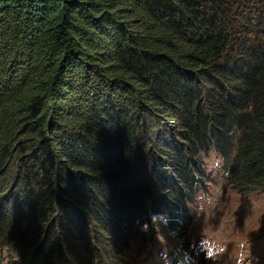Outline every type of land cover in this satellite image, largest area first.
<instances>
[{"label": "trees", "instance_id": "obj_1", "mask_svg": "<svg viewBox=\"0 0 264 264\" xmlns=\"http://www.w3.org/2000/svg\"><path fill=\"white\" fill-rule=\"evenodd\" d=\"M213 146L264 190V0H0V264H124L161 214L188 247Z\"/></svg>", "mask_w": 264, "mask_h": 264}, {"label": "rangeland", "instance_id": "obj_2", "mask_svg": "<svg viewBox=\"0 0 264 264\" xmlns=\"http://www.w3.org/2000/svg\"><path fill=\"white\" fill-rule=\"evenodd\" d=\"M232 18L234 21L235 17ZM239 28L243 40L245 31L240 25ZM206 170L210 177L207 190H199L197 194V199L205 206L201 217L200 204L191 205L193 221L189 232L193 241L199 249L203 247L207 255L215 253L213 264H256L255 260L264 263V190L239 193L227 179H221L219 172L213 175L207 166ZM10 195L13 210L19 202L14 194ZM146 240L134 242L124 258L132 264H168L166 260L161 261L166 258L164 254L169 256L177 251L178 242L164 226L158 227L153 238ZM174 243L175 246H169ZM7 252L0 245V254Z\"/></svg>", "mask_w": 264, "mask_h": 264}, {"label": "clouds", "instance_id": "obj_3", "mask_svg": "<svg viewBox=\"0 0 264 264\" xmlns=\"http://www.w3.org/2000/svg\"><path fill=\"white\" fill-rule=\"evenodd\" d=\"M241 11H242V9L239 10V12H241ZM237 20L242 21L239 24L242 27H243V23L248 22L247 21L248 19L246 20V19L242 18L241 16H240V18L238 17ZM236 30L240 31L241 29L238 26L236 28ZM238 31H237V33H238ZM244 31H245V33H244L243 41L246 40V36H247L248 40L253 42L256 40V36L258 37L259 34L262 35V31H259L257 29V24H256L254 19H253L252 25L250 27L244 26ZM238 36L240 37L239 33H238ZM222 54L224 55L225 52L222 51ZM233 151H234V149H233ZM232 154H233V152L231 153V156H232ZM228 161H229V159L214 146L210 147L206 152H203V154H202V162H200V167L202 169L203 174L206 175V179H202V185L198 184L201 180L197 183L193 200L187 199L185 201V204H186L187 210H188V214H187L188 216L184 222L180 221V223H183L185 225V228L189 234L190 240H189L188 247L182 246L180 244L179 239L167 228V223H166L167 217L164 214H161L160 217L157 219L158 226L156 227V229L158 227L164 226L165 230L174 239H176V241L178 242L177 251H175V253H173V254H170L169 256L167 253H165L164 255L166 256V258L164 260H161V261L166 260L168 264H201V259L204 258L205 260L211 262V264H213L215 262L216 258L213 257L215 255V253H214V255H212V254L207 255L205 253V249L203 247H201V249H199L197 244H195V242L193 241V236L189 232V226L192 224V221H193V215L191 213V205L193 203L200 204L201 210H200L199 217H201L203 214L202 211H204L205 206H204L203 201L197 199V194H198L199 190L205 191V192L207 190V182L210 180V177L207 174L206 166H207L209 172H211L213 175H216L219 172L221 179L224 178V179L228 180V178H227V176H228L227 174H228V170H229V166L227 165ZM156 229H155V232H156ZM160 230H161V228H160ZM155 232L152 234L151 237L145 236L144 238H139L136 241H138V240L147 241L146 240L147 238L152 239ZM136 241H134V242H136ZM134 242L132 243V245L134 244ZM132 245L130 246L129 250L132 248ZM175 245H176V243L169 245V246L172 247ZM2 247H4V246H2ZM6 249L8 250L6 255H4L3 253L0 254V258H2L4 260L10 254L9 249L8 248H6ZM187 249H189V250L191 249L192 252L187 250ZM127 252H126V254H127ZM126 254H125V256H126ZM254 256L256 258V255H254ZM254 256H252L251 259H253ZM127 260L124 264H132L130 261H127ZM142 261L143 260H141V263H142ZM255 262H256V264H264V263L257 262L256 260H255ZM133 264H135V263H133ZM239 264H244V263H239Z\"/></svg>", "mask_w": 264, "mask_h": 264}]
</instances>
